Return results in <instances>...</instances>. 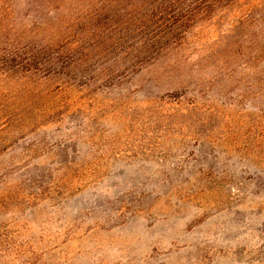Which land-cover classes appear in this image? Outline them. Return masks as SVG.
Segmentation results:
<instances>
[{
  "label": "rangeland",
  "instance_id": "obj_1",
  "mask_svg": "<svg viewBox=\"0 0 264 264\" xmlns=\"http://www.w3.org/2000/svg\"><path fill=\"white\" fill-rule=\"evenodd\" d=\"M138 13L65 0L23 15L36 49L70 22L82 65L74 86L50 66L0 76V264H264V62L239 8L140 69Z\"/></svg>",
  "mask_w": 264,
  "mask_h": 264
},
{
  "label": "trees",
  "instance_id": "obj_2",
  "mask_svg": "<svg viewBox=\"0 0 264 264\" xmlns=\"http://www.w3.org/2000/svg\"><path fill=\"white\" fill-rule=\"evenodd\" d=\"M134 9L138 10L135 22L125 27L127 34L134 36L138 42L130 51L131 66L142 68L143 64L159 61L175 51V48L185 39L188 30L199 22L207 19L219 9L236 6L239 14L236 24L241 26V34L252 38L253 59L264 62V0H128ZM57 3L59 7H55ZM65 0H0V76L10 77L14 73H21L24 78H31L35 72H43L47 66L52 67V74L58 79H66L65 86H74L70 80L76 78L82 65L81 53L77 38L70 34V22L61 27L62 17L58 16L60 28H64V35L57 45L38 46L26 45L21 26L25 12L44 15L50 9L63 8ZM65 8V7H64ZM67 9V8H65ZM72 13V10H71ZM9 14L18 16V22H7ZM73 22L78 17L71 16ZM38 30L44 28L39 21ZM10 26V27H9ZM252 31V32H251ZM67 32L69 34H67ZM130 36H128L130 38ZM76 38V39H75ZM87 57V54L84 53ZM177 54L172 56L174 62L179 61ZM10 64L19 68L11 72ZM34 65V66H33ZM40 66H45L40 69ZM4 72V73H3ZM46 75V78H49ZM62 83V82H61ZM75 164V163H74ZM68 175L69 172L67 171Z\"/></svg>",
  "mask_w": 264,
  "mask_h": 264
}]
</instances>
